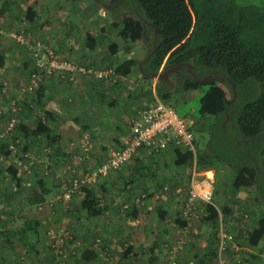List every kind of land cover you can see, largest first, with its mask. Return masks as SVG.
<instances>
[{"label": "trees", "instance_id": "1", "mask_svg": "<svg viewBox=\"0 0 264 264\" xmlns=\"http://www.w3.org/2000/svg\"><path fill=\"white\" fill-rule=\"evenodd\" d=\"M39 1L24 0L23 11L18 14V22L14 25L19 31L17 32L19 35L21 33H25V36L26 34L32 35L35 30L39 31L41 27L39 21L48 11L44 5L40 6ZM60 1L58 5L63 11L66 9V5L73 12L77 6H80V0ZM90 1L101 5L107 3L111 6V10L113 9L107 25L102 26L98 33L83 29L82 42L87 53L94 52L97 48L96 51L102 50V44L104 45L109 60L105 69H110L112 73L108 80H102L101 83L109 82L112 86H116L121 79L137 74L143 84L138 92L140 95L145 93L151 99L153 97V74H158L162 68L166 70L170 66H186L180 68L178 74L173 75L174 81H171V84L162 80L156 82L154 85L156 97L165 102L169 101L172 95L181 96L185 92H194L203 86L206 87L205 93L200 98L195 121L181 118L192 134L193 150L182 146L169 147L160 154H147L144 150L147 157H142L143 161L162 155L159 157L163 164V167L159 168L160 172H164L168 167L170 170L173 168L175 172L179 171L180 173L188 170L191 178L195 169L197 178H206L213 184L214 191L210 203L200 204L197 208V211L200 212L201 222L210 228L212 238L207 239L204 243L203 258L195 256L194 260L208 262L215 260L217 257L216 239L221 221H229L231 224L236 221L233 218L231 200L235 199L234 202H237L236 195L239 191H249L254 195V204L251 211L246 209L248 215L246 218L254 219L253 225L252 227L248 226L249 220L243 218L242 228L237 234L233 232L237 227L231 226L230 232L234 235L233 242L237 250L229 246L225 253L231 252L239 256L240 248L237 245L242 244L240 240H245L248 246L258 249V254L250 255L248 260L238 259L236 262L238 264H262L263 260L259 259L264 253V211L261 212V209L264 210V168L262 166L264 163V0H127V2L112 0L115 7L110 4V0ZM120 8L129 9V11L121 14ZM12 10L13 6L10 0H0V17L9 14ZM113 12L116 16H113ZM114 17L115 19H113ZM79 18H83V16L80 14ZM155 31L157 32L155 52L150 56L153 51ZM112 35L123 40L124 44L119 45L115 40H108L107 37L111 38ZM25 36H22L23 43L17 42L13 37L14 48H17L16 51L27 52L25 55L32 57L35 52L33 47L37 40ZM139 41L145 45L146 55L137 62L133 56V46ZM53 50L58 51L54 54L55 58L70 61L62 58L60 47L53 48ZM39 51H41L40 48ZM41 53L43 58L47 57L44 52ZM148 56L150 57L148 58ZM6 59V55L0 51V71L4 68ZM82 65L91 66L89 64ZM52 78H58L59 81L70 84L68 76L59 78L54 74L48 80ZM206 78L211 80L208 82L199 81ZM113 80L119 82L113 83ZM232 84L235 86L234 91ZM37 92L39 94L37 102L41 104L43 89L40 88ZM155 102L154 100L152 104ZM168 105L172 106L170 103ZM23 106L27 107L28 105L23 103ZM43 115L46 124L38 120L33 124L26 125L22 123L20 114L15 116L14 128L8 134L13 135L16 132V135L10 138L8 146L5 143L9 135L5 136L6 138L0 135V157L12 158L9 164H6V161L2 164L0 162V184L3 181L7 182L6 185H0V214L7 210V201L10 198L24 197L26 187L34 189L32 196L26 199L29 206L49 203L54 199L52 191L46 185V176L39 175L37 171H34L31 178L24 180L22 175L24 171L21 172V163L23 161L30 162L27 153L30 147L28 141L36 143L44 140L46 145L51 147L50 156L52 157L50 158L52 160L50 162L54 164L52 170L58 166L59 162L65 161L59 152V146L63 133L70 130L68 129L70 122L50 123L52 114L46 111ZM80 120L81 116H78L71 119V123L76 124ZM204 134H207V139ZM18 144L24 145L22 149H17ZM10 146H13V150L10 149ZM33 147L37 146L33 145ZM167 150L171 152L172 159L164 154ZM100 159V156H95L94 167H98L103 162ZM48 167L52 171L50 165ZM138 167L140 165L127 166L126 164L116 171L121 174L123 179L128 172L126 174L128 179L124 181V184L128 186L142 176L144 179L150 177L145 166ZM122 169H127V172H121ZM143 169L145 171L142 173ZM156 170L152 172L153 176L160 173ZM86 171L89 172L91 169ZM157 183L155 190L163 188V185H168L170 180L162 178L158 179ZM70 186L71 184L67 185L65 189H70ZM144 190L149 192L148 187H145ZM103 193H106L105 183L81 186L73 191L72 195L77 196L79 210L87 222H94L109 209L108 206L100 204L98 195ZM157 209L159 220L167 219V211L162 207ZM121 210L123 217L126 216L133 223L137 218L139 207L131 203L129 206L124 205ZM254 210L260 211L261 214L260 212L254 214ZM14 212L17 214L14 221H4L0 216V239L10 252H14L18 247L24 249L26 255H36L37 247L41 243L39 239L40 224L31 218L23 217L20 214L21 211ZM175 216L174 225L182 230L186 228V223L180 212L179 216L178 212L175 213ZM94 232L95 227H90V230L85 232V240L82 241L83 247L80 252L75 254L77 256L74 255L73 260H66L62 264H96L99 252L98 249L93 248L94 241L106 244L105 250L109 253L120 252L122 261L128 262L131 258L141 256L140 246L127 245L126 247L122 243L116 242L114 238L106 242L104 238L96 237L93 242L87 243L88 235L94 234ZM241 232L243 233L241 234ZM80 234L82 235V233ZM215 235L216 239L214 240ZM73 238L79 237L75 235L72 236ZM115 244L122 245L113 250L111 247ZM155 254L154 246L150 248L147 264H157ZM38 263L61 264L56 260ZM0 264L12 263L3 260Z\"/></svg>", "mask_w": 264, "mask_h": 264}, {"label": "rangeland", "instance_id": "2", "mask_svg": "<svg viewBox=\"0 0 264 264\" xmlns=\"http://www.w3.org/2000/svg\"><path fill=\"white\" fill-rule=\"evenodd\" d=\"M18 1L19 0L14 1L15 4H13L14 7L13 10L10 11V14L0 17V41H10V46L11 44L14 45L13 36L19 35L17 33L19 31H17L14 26L11 27L12 25H15L16 22H18V14L23 11L24 4H18ZM110 1V4L114 5L115 7L116 5L114 1ZM125 1L127 2V0ZM60 2V0H42L39 4L40 6L44 5L48 8V11H46L44 14L47 16L48 22L41 23L39 31L37 30V32L33 35L26 34L25 36V33H21V35L43 42L44 45L48 46L49 51H51L53 55L58 53V51L53 50V48H58L57 40H63L62 44L60 45L62 47L61 56L62 58L64 57L70 60V17H74L75 14H73V10L68 7V5H66L67 7L64 9V11L61 10L58 5ZM75 5H78L77 2ZM112 10L111 6H109L107 3L101 5L95 1L91 2L90 0H80V6L75 9V12L80 13L83 16L84 21L81 22V24L84 25V29H87L90 32L98 33L102 26L107 25L109 21L108 18L110 15H112ZM119 10L121 14L125 13V11H129V9L123 10L122 8ZM44 15L42 17H44ZM10 16L13 17L10 19ZM113 16H116L114 12ZM113 19H115V17ZM60 20L64 22L62 23ZM136 45L142 48L143 53L136 56L140 61L145 57L146 49L145 45L141 41L137 42ZM31 59L33 63L32 67L30 65L31 63H29V66H27L25 62L21 64L20 61L17 63V65H14V63H9L7 69L0 71V135L3 138H6L5 136L9 135L5 132H2L5 130V128H7L10 117L12 116V104L15 103L16 108L18 109L15 113V116L18 114L23 116V114L27 113L24 116H26L28 123L31 122V124L34 123V117H30V115H34L35 111L42 106V104L37 102V90L41 86V83L33 92L26 90L30 74L35 71L33 58L31 57ZM28 61L31 62L30 60ZM165 71L166 70L162 68L157 75H162L165 73ZM59 78L61 77L59 76ZM56 79L58 80V78ZM162 81L171 84V81H174L173 75H163ZM156 82H158V79L154 78L152 82V90ZM134 85H136V88L139 89L143 84L141 81H139ZM145 89L146 87L144 90ZM205 91L206 87L203 86L197 91L185 92L181 96L172 95L170 96L169 101L164 102L156 97V93L153 90V97H151V99L148 98L147 100L149 103H146V106L144 104L141 107L140 104H142V101L137 100V103H135L136 94L132 93L130 100L126 102L119 101V105L121 109L123 108L125 110L131 109L137 105L139 106V110H141L142 108L153 105L152 103L157 99L166 104L170 103L180 118L183 117L186 120L193 119L192 121L194 122V118H196L198 113L200 98L205 93ZM142 97L144 99L147 98L145 93H143ZM61 100V109H63V111L70 109V100L67 99V97ZM23 103L29 107H24ZM116 113H118V110H114L115 115ZM105 114L107 113L105 112ZM64 117L66 116L64 115ZM14 133L15 134L13 135H16V132ZM78 133V140L76 141H74V139L70 140V130L68 133L62 135L59 152L63 155L62 159H65V161L63 163L59 162L58 166L54 167V170H52L54 164L50 162V160H52L50 158L52 157L50 156L52 152L51 147L46 145L44 140H40L36 143L28 141V146L30 147L27 153L29 154L28 158L30 159V162L27 163L23 161L21 163V172L24 171V173H22L23 178L24 180L29 177L31 178L34 174V171H37L39 175L42 174L46 176V185L52 191L54 199L49 203L29 206L26 203V199L32 196L34 189L31 187H26L24 189V197L19 196L15 199L10 198L7 201V210L1 213L2 215L0 214L1 218L4 221H14L17 217V214L14 211H21L20 214L23 217L31 218V220H34L40 224L39 239L41 240V243L37 247V254L29 256L25 254L24 249L18 247L15 248L14 252H10L8 247L2 243V239H0V261L12 260V264H29L31 260H41L42 263H46L48 260H56L62 264L66 260H73L77 256L75 254L80 252L84 245L83 242L85 240V232L90 230V227L92 226L95 227V232L94 234L88 235L87 243L93 242V239L96 237L101 239L104 238L106 242L111 240V238H114L116 242H120L125 246L126 238H123L122 236L127 233V225H130L131 227L132 221L126 218V216L123 217V211L121 209L124 205L129 206L131 203H133L134 205L141 208L140 215H142V218L141 221H139L138 226L131 227L133 232L131 231L130 234L128 233V236H137L138 244L136 245H139L142 249L141 256L137 258H131L128 262L122 261L120 252L115 251L114 253H109V251L105 250L106 244H101L94 241L92 243L94 246L93 248L98 249L99 252V259L96 264H147V260L150 255V248L154 246L157 264H220V261H218L217 257L215 260H213V262L193 259L195 256L203 258L202 254L204 253V243L207 241V239L212 238L210 228L206 225H203L201 222L199 211H196L194 214L190 215L187 218L188 220L183 218L186 223V228L183 230L174 225L173 219L176 217L175 213L178 212V216L179 212L181 214L182 205L186 198V193L188 192V187L190 184V175L188 174V170L180 173L179 171L175 172V169L173 168L170 170L169 167L166 168V172H160L161 170L159 169V166L162 164V161L159 157L162 155L158 156L157 158L152 157L142 161V158L137 159V157L140 155L139 153H141L139 152L133 159H131L127 163V166L140 165L138 168L145 166L146 172L150 174V177H145L146 179H144L142 176L140 179H136L133 184L128 186L124 185V183L122 184L123 178L121 177V174L117 172L119 170H117L116 173L111 172L97 179L92 185L98 184L101 181V183L107 182V184L105 183L106 193L98 195L100 204L102 206L109 207L112 205L110 209L113 210L114 213H112V215L106 214V216H102L92 223L87 222L83 213H81L79 210V201L77 196L72 195V197H70V201H66L63 198V194H65L66 186L72 184L74 179L81 177L80 175H85L89 172L90 175L96 174L98 167H94V159L95 156H99V154L101 157L102 153L98 152V138H93L91 133H88L83 129ZM13 135H9V138L5 143L6 146H8V142L10 144L9 140ZM204 136L205 139L208 138L207 134H204ZM85 141H88L91 145L87 152H84L82 148L83 142ZM71 143L72 146L70 147ZM33 145L37 147L35 148ZM22 146L24 145L18 144L17 149H22ZM170 155L171 152L168 153V156L170 159H172ZM107 157L108 155L106 154L104 159ZM10 160H12L11 157L8 159L1 158L0 162L2 164L6 161V164H9L11 162ZM49 165L52 171H50L48 167ZM262 166L264 168V163H262ZM88 169H91V171L87 172L86 170ZM155 170L162 174L159 173L157 176H153L152 172ZM125 171L127 172V169H122L121 172ZM144 171L145 170L143 169L141 172L143 173ZM162 178H168L170 183H168V185H163V188L160 187L159 189L157 188V190H155L158 184L157 180H161ZM1 184L6 185L7 182L3 181ZM145 187L149 188V192L144 190ZM150 193H152V196H150ZM130 194H135V196L129 198ZM141 195H145L146 198L140 200L138 204H135V200ZM236 199L237 202H234L235 199H233L231 200L230 204L233 205V218L236 219L235 223L237 224V228L233 231L234 234H237V232H239V230L242 228L243 218L249 220L248 226L250 225L251 227L253 225L252 221L254 220H251L249 217H245L248 216L246 214V209L251 211L253 208L254 195L249 191H239L236 195ZM113 204H115L114 207ZM166 205L169 207L168 211L170 214L168 215L167 219L160 221L157 208L162 207L167 209ZM20 206L22 208L21 210ZM170 207L172 209H170ZM263 211L264 210L261 209V212ZM259 212L260 211L258 210H254V214H259ZM120 218L123 219L120 220ZM138 219L139 218H137V221ZM119 220L122 222L125 220L123 222L124 228H122V232L119 231V228L121 227ZM162 222L163 224L160 226V223ZM134 228L136 229L135 231ZM225 228L231 231V227L225 226ZM82 229H84L85 232H82L84 231ZM219 229L217 235L219 234ZM48 232H52V234L48 235ZM80 233H82V235ZM115 233L122 237L120 241L117 237H115ZM242 233L243 232H241V234ZM75 235L79 238L72 239V236ZM215 239L216 235L214 240ZM240 242L242 244L237 245L240 248L239 256L232 254L231 252H226L222 255V264H238L236 260H248L250 255L258 254V249L248 246L245 240H240ZM261 257L262 258L259 260H263L262 264H264V253Z\"/></svg>", "mask_w": 264, "mask_h": 264}, {"label": "crops", "instance_id": "3", "mask_svg": "<svg viewBox=\"0 0 264 264\" xmlns=\"http://www.w3.org/2000/svg\"><path fill=\"white\" fill-rule=\"evenodd\" d=\"M14 1L15 0H10V2L12 3V6H13V4H15ZM41 1L42 0H40L39 3ZM20 3L24 4V0H19L18 4H20ZM78 7L79 6H77V8ZM74 13H75V16L70 17V29H69V34H70V61H73V62L78 63V64H89V65L93 66L94 68L105 69V65L107 63H109V60L106 56V53H105V50L103 47L104 45L102 44V47H101L102 50L96 51L98 49L97 48L94 52H91V53L90 52L87 53L84 50V46H83L82 41H83V37H84L83 31L85 29H84V25L81 24V22L84 21V18H79L80 13L75 12V10H74ZM3 16H5V15H3ZM12 17L10 16V19ZM42 18L43 19H41L39 21L40 24L43 23L44 21H47L46 15H44V17H42ZM60 22L63 23L64 21L60 20ZM13 26L14 25H12L11 27H13ZM36 32L37 31L35 30V32H32V33L35 34ZM109 35H111V34H109ZM113 37H111V38L107 37V38H108V40H111V39L115 40L119 45L124 44V41L121 40L120 38H115V36H113ZM62 42H63V40L58 39L57 40L58 44L57 43L56 44L60 48H62L60 46L62 44ZM16 49L17 48H14V45L11 44V46H10V41L9 42L8 41L5 42L2 40L0 41V51L3 54H5L6 58H7L5 66L2 70L7 69V67L9 66V63H14V65H17V63L20 61H21V64H23L25 62L27 64V66H29V63H31L30 65L32 67L31 58L29 56L25 55L27 52L23 53L22 51H19V50L16 51ZM61 52H62V49H61ZM142 53H143L142 48H140L136 44H134L133 56L137 62L139 60L136 56L140 55ZM64 55L67 56L66 54H64ZM28 60H30L31 62H29ZM47 80H48V78L44 79L43 83H41V86L39 87V89L40 88L43 89V93L41 95L42 96V98H41L42 106L35 111L34 115L33 114L30 115V117H34L33 122L35 123L38 120H41V122L43 124H46V120L44 118L43 113L47 111V112H50L52 114V121H50V123L60 124V123H64V122H70V125L68 128V129H70V140L71 139L72 140L74 139V141L78 140V134H79L78 132L82 129L86 130V132L91 133V136L93 138H98L97 139V146L99 148L98 152L102 153V155L100 157L101 161L104 160V158L106 157V154L109 155L108 153H110L113 149H115L116 147H119L123 144V140L126 137L128 130H129V127L131 125V120L134 118V116L136 115V112L139 110V106H137V105L131 109H126V110L123 108L121 109V107L119 105V101L126 102V101L130 100L131 99L130 95L132 93H134V94H136L135 103H137V100L142 101V104H140V107L143 106L144 104L146 106V103L147 104L149 103V101H147L148 97L146 99H144L140 95V92H138L141 88L138 89V88H136V85H134V84H137L139 81H141L137 74L136 75L133 74L130 77H127L125 79H121L120 83L116 86H112L109 82L108 83H106V82L101 83V81L96 82L93 79H90L87 77H80L75 81H72V82L70 81V84L59 81L56 78H52L51 80H48V81ZM112 82L114 83V82H119V81L113 80ZM132 83H134V84H132ZM153 90H154V88H153ZM118 93H119V95H118ZM38 96H39V94H38ZM65 97H67V99L70 100V109H68L67 111H63V109H61V107H60V104L62 101L61 99L65 98ZM137 98H139V99H137ZM114 110H118L119 114L116 113V115H115ZM105 112L107 114H105ZM25 114H27V113H25ZM25 114H23V116L21 115L22 123H24L26 125L31 124V122L28 123V121L26 120V116H24ZM64 115L66 117H64ZM78 116H81V120L79 121L80 123L78 122L76 124H74V123L72 124L71 119L76 118ZM108 117H109V119H108ZM65 133H68V131L64 132L63 135ZM71 146H72V143L70 144V147ZM143 151L144 150H142V152L139 153L140 155L137 157V159L142 158V157L143 158L147 157V154ZM168 153H169V150L164 152V154H167V155H168ZM99 156H100V154H99ZM159 167L162 168L163 164H160ZM126 177H127V175L125 174L124 175L125 179H122V184L124 183V181H127L128 177L127 178ZM101 182H99V184H102ZM104 183L107 184V182H104ZM133 195L134 194H130L129 198L132 197ZM114 205L115 204H113V207H114ZM111 206L110 207L108 206L109 209L107 210V213H105L102 216H106V214L112 215V213H114L113 210L110 209ZM171 207H170V209H172ZM166 208L167 209H165V208L164 209L167 211V218H168V215L170 214L168 211V208H169L168 205H166ZM140 209L141 208H139V212H137V218H139V219L137 221V218H136L135 221L133 223H131V227H135V226L139 225V221H141V218H142L141 217L142 215H140V212H141ZM122 219L123 218H120V220H122ZM123 222L120 221V226H121L119 228L120 232H122V228H124ZM161 224H163V222L160 223V226H162ZM131 227H130V225H127V229H126L127 233H125L122 236L123 238H126V240H125L126 241V244H125L126 247H127V245L135 246L136 244H138L137 236H135V235H133V237L128 236V233L130 234L132 231ZM135 230L136 229L134 228V231ZM115 237H117L119 240L122 239V237H120L117 233H115ZM127 237H129V238H127ZM131 238H133V239H131ZM2 243L5 244L4 242H2ZM5 246H6V244H5ZM136 246H139V245H136ZM116 247L120 248V245L118 246L117 244H115L114 246H112V249L115 250L114 248H116ZM203 252H204V250H203ZM202 256H204V253L202 254ZM2 261H0V263H2ZM7 261H9V260H7ZM10 261H12V260H10ZM38 262H41V260H31V262L29 264H39ZM24 264H26V263H24Z\"/></svg>", "mask_w": 264, "mask_h": 264}, {"label": "built area", "instance_id": "4", "mask_svg": "<svg viewBox=\"0 0 264 264\" xmlns=\"http://www.w3.org/2000/svg\"><path fill=\"white\" fill-rule=\"evenodd\" d=\"M14 39L23 43L24 39L21 35H14ZM34 54L32 55L35 65V71L30 74L29 82L26 90L29 92L35 91L44 79L52 75H58L61 78L68 76L72 82L80 77H90L96 81L108 80L112 71L110 69H99L91 66L68 61L65 59H57L54 57L49 48L41 42H36ZM39 48L41 51H39ZM44 52L47 57L43 58ZM18 109L16 104H12V117L5 130V133H10L15 125V113ZM184 147L193 150V137L188 131L187 125L176 113L175 109L168 104L156 99L155 104L142 108L136 112V115L131 120L128 133L123 140V144L113 149L108 157L98 166L96 174L89 173L73 180L70 189L65 190L63 194L64 200L68 201L73 194V191L81 186H89L96 182L97 179L111 172L118 170L133 159L141 150H145L147 154H160L167 148ZM91 145L88 141L83 142V150L87 152ZM13 150V146H10ZM214 191V186L206 178H197L195 169L190 178L187 196L183 202L181 216L187 218L197 211L200 204L210 203ZM145 195L137 197L135 203L145 199ZM247 217V216H245ZM237 227L236 223L229 221L220 223L219 234L217 235V259L222 264V255L226 249L231 246L237 250L234 245V235L225 228ZM52 232H49L51 235Z\"/></svg>", "mask_w": 264, "mask_h": 264}, {"label": "water", "instance_id": "5", "mask_svg": "<svg viewBox=\"0 0 264 264\" xmlns=\"http://www.w3.org/2000/svg\"><path fill=\"white\" fill-rule=\"evenodd\" d=\"M156 33H157V32L155 31V32H154V40H153V51L151 52L150 56L153 55L154 52H155ZM150 56H148V58H149ZM163 75L165 76L166 74H165V73H163L162 75L153 74V78H157L158 80H163ZM210 80H211V79L206 78V79L199 80V81H202V82H208V81H210ZM232 89H233V91H234V89H235L234 84H232Z\"/></svg>", "mask_w": 264, "mask_h": 264}, {"label": "flooded vegetation", "instance_id": "6", "mask_svg": "<svg viewBox=\"0 0 264 264\" xmlns=\"http://www.w3.org/2000/svg\"><path fill=\"white\" fill-rule=\"evenodd\" d=\"M186 66H170L166 69L165 73L168 74H172V75H176L179 73V69L180 68H185ZM215 78V77H214Z\"/></svg>", "mask_w": 264, "mask_h": 264}]
</instances>
